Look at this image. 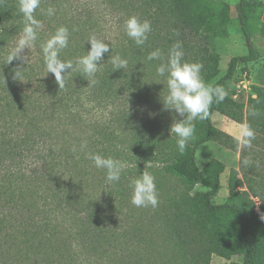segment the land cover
<instances>
[{"label": "trees", "instance_id": "obj_1", "mask_svg": "<svg viewBox=\"0 0 264 264\" xmlns=\"http://www.w3.org/2000/svg\"><path fill=\"white\" fill-rule=\"evenodd\" d=\"M49 7L54 16L47 15ZM259 8L264 0L236 4L247 54L232 57L214 81L219 58L206 33L226 25L227 15L220 7L209 10L202 0H41L34 13L41 22L38 39L27 46L37 53L20 52L9 62L24 18L19 0H0V264H212V256L264 264V87L252 88L255 97L248 98L245 109L228 88L240 65L258 59L249 18ZM132 15L151 22L144 45L126 34L125 21ZM61 25L70 36L60 58L73 62L63 88L47 73L40 52ZM93 36L110 50L95 76L87 77L76 61L87 54ZM177 40L189 51L185 61L203 63L206 84L228 91L223 102L212 103L206 119L193 122L194 141L183 154L178 138L160 122L159 127L140 122L135 107L141 98L133 95L152 74L156 84L167 86L156 68L167 62ZM156 49L161 58L149 61ZM117 54L128 66L114 71L111 58ZM214 113L255 130L252 147L240 149V161L250 156L249 170H258L254 174L262 178H239L230 170L222 204L214 199L225 164L213 159L199 170L195 163L196 149L204 143L237 148L235 138L213 125ZM85 153L122 161L120 181L108 184L106 171ZM143 171L155 176L159 195L140 227L131 181ZM253 197L259 199L257 207Z\"/></svg>", "mask_w": 264, "mask_h": 264}, {"label": "clouds", "instance_id": "obj_2", "mask_svg": "<svg viewBox=\"0 0 264 264\" xmlns=\"http://www.w3.org/2000/svg\"><path fill=\"white\" fill-rule=\"evenodd\" d=\"M41 0H19V11L24 18V27L21 38L18 40L17 47L13 54L9 56L8 62L16 58L18 54L28 45L34 44L38 39L37 29L41 27V22L35 18L34 13L40 7ZM55 9L49 7L47 15H55ZM125 30L137 46L144 45L148 40V34L152 31L151 22L147 19L141 20L132 15L125 21ZM70 32L66 26L56 28L54 34L42 45L44 62L47 73L54 75L55 80L60 88L64 87V74L73 68L72 61H64L60 58L62 49L68 47ZM88 42L90 49L87 54L79 58L76 63L80 66L81 71L87 77H94L97 73L104 54L109 53L110 47L107 43L95 36L91 37ZM161 51L156 49L149 53V61L159 60ZM113 69L121 70L127 68L128 61L119 54L111 58ZM201 62H188L184 60V51L182 42L177 40L169 50L166 63H161L156 68L159 77H166L168 94L163 98L165 109L174 110L175 113L182 117L175 123H172L170 130L178 138L176 141L178 151L183 154L194 138L195 120H204L209 114V108L212 103L223 102L228 96V91L221 85L211 86L206 84L203 76ZM95 82L94 80L92 81ZM253 110L251 115H256ZM256 138V132L247 122L242 123L239 127L237 136L241 147H252V141ZM87 147V142L80 145V150ZM73 151H77L73 147ZM87 158L93 161L97 169L106 171V182L108 184L118 183L121 179L125 165L122 161L113 157H105L98 153H85ZM243 163L247 164L245 160ZM132 196L131 203L136 207L155 208L158 205V189L156 186L155 176L148 171H143L137 178L131 181Z\"/></svg>", "mask_w": 264, "mask_h": 264}, {"label": "rangeland", "instance_id": "obj_3", "mask_svg": "<svg viewBox=\"0 0 264 264\" xmlns=\"http://www.w3.org/2000/svg\"><path fill=\"white\" fill-rule=\"evenodd\" d=\"M202 1L204 6L209 10H218L220 7L221 15H224V13L227 15L226 25L221 28L217 27V31L212 33L204 32L207 35L206 39L209 42L211 51L217 54L219 58V73L214 78L215 81L224 75L228 61L234 56L246 55L247 48L245 46V41L242 36L235 11V6L239 0ZM64 19L65 18L63 17L60 18L62 24H64ZM223 20L224 17L222 18V21ZM249 22L252 27V41L255 48L258 50V59L245 66L240 65L235 72L234 78L228 84L229 90L236 93L235 96L233 95L232 99L238 104H243L245 106L244 109L246 108L248 98L255 97L252 88L254 86L264 87V8L257 9L255 13L250 16ZM213 23H216V21ZM183 51L184 57L190 55L186 48H184ZM21 52L23 54H32L33 52L37 53L34 47H26ZM40 52H42V50H40ZM244 73H247L249 78V85H247L245 89L240 87V81ZM139 74L141 76L140 80H144L145 78L143 73L140 71ZM157 82V77L155 74H152L148 81L140 86L142 89H140L139 93H133L134 96L141 98L139 100L140 103L135 107L136 115L140 118V122L143 123L144 121L149 120V122L153 123L151 124L152 126L159 127L158 123L160 122L162 126L164 125V127L170 131L172 136L176 137V135L171 132L170 126L179 119V116L174 110L165 109L162 100L168 94V89L167 86L164 88L161 84H156ZM211 120L217 129L222 130L238 141L237 136L239 133V124L217 113L212 115ZM193 141L194 140L192 139L189 144H192ZM240 149L241 145L239 142L237 144V148L234 150L212 142L204 143L196 149L195 163L199 170H202L203 167L213 159H217L225 164V171L220 176V189L214 199L216 204H222L228 198L227 179L230 170H237L239 178L246 175L247 178L251 177L255 180L262 179L260 176L254 174V172L258 173V170H249L248 165L251 163L250 156H244V161H248L247 164L243 163L244 161H240ZM263 170L264 167L260 169V172H264ZM196 190H199V188L197 187ZM252 199L257 200V205H259L260 202L258 198L253 197ZM133 208V213L136 216V222L140 227H143L144 224L148 222L149 217H151V215H147L151 214L148 213L149 208L136 207L134 205ZM256 211H258V208H256ZM241 262L242 259L239 256L233 257L229 261L216 256H212L211 259L212 264H241Z\"/></svg>", "mask_w": 264, "mask_h": 264}, {"label": "built area", "instance_id": "obj_4", "mask_svg": "<svg viewBox=\"0 0 264 264\" xmlns=\"http://www.w3.org/2000/svg\"><path fill=\"white\" fill-rule=\"evenodd\" d=\"M249 78H248V76H247V73H244L243 75H242V78H241V81H240V87L241 88H243V89H245L246 87H247V85H249V80H248ZM236 95V94H235ZM234 95V96H235ZM254 201V203H255V205H256V207L258 206L257 205V203H258V201L257 200H253Z\"/></svg>", "mask_w": 264, "mask_h": 264}, {"label": "crops", "instance_id": "obj_5", "mask_svg": "<svg viewBox=\"0 0 264 264\" xmlns=\"http://www.w3.org/2000/svg\"><path fill=\"white\" fill-rule=\"evenodd\" d=\"M214 114H216V113H214ZM214 114H213V115H214ZM221 131H222V130H221Z\"/></svg>", "mask_w": 264, "mask_h": 264}]
</instances>
